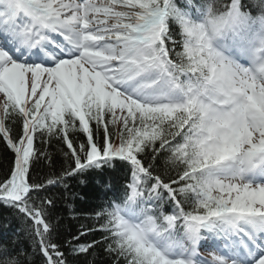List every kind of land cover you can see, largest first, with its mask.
Masks as SVG:
<instances>
[{
    "label": "snow or ice",
    "instance_id": "6c2138e0",
    "mask_svg": "<svg viewBox=\"0 0 264 264\" xmlns=\"http://www.w3.org/2000/svg\"><path fill=\"white\" fill-rule=\"evenodd\" d=\"M0 142V264H264V0H0Z\"/></svg>",
    "mask_w": 264,
    "mask_h": 264
},
{
    "label": "trees",
    "instance_id": "16d2710c",
    "mask_svg": "<svg viewBox=\"0 0 264 264\" xmlns=\"http://www.w3.org/2000/svg\"><path fill=\"white\" fill-rule=\"evenodd\" d=\"M76 138L79 139V134H76ZM65 147L66 146L64 144H60L58 142H53L49 145L48 150L52 153V158L55 161V163L52 165L51 169H49V167L47 165H41L40 170H39V174L41 176L47 175L49 171H52V172H55L56 174H59V172L61 171V169L63 168L64 163H65L64 157L62 156V153L59 151V149H62ZM8 155L9 154L6 151L3 142H0V171H2L3 166H5L7 164ZM80 180H84L85 183L80 184L79 183ZM67 183L70 186H73L74 190L79 191L80 189H83L84 187H86L88 181H87L85 176H78L76 178L69 176L67 178ZM53 187H55V186L53 185ZM82 222H86V221H82ZM4 227H12V225H9L5 222Z\"/></svg>",
    "mask_w": 264,
    "mask_h": 264
},
{
    "label": "bare ground",
    "instance_id": "6f19581e",
    "mask_svg": "<svg viewBox=\"0 0 264 264\" xmlns=\"http://www.w3.org/2000/svg\"><path fill=\"white\" fill-rule=\"evenodd\" d=\"M186 248L179 250L180 254L182 255V252L185 250Z\"/></svg>",
    "mask_w": 264,
    "mask_h": 264
},
{
    "label": "rangeland",
    "instance_id": "374dc122",
    "mask_svg": "<svg viewBox=\"0 0 264 264\" xmlns=\"http://www.w3.org/2000/svg\"><path fill=\"white\" fill-rule=\"evenodd\" d=\"M181 247H185V246H184L183 244H181V245H180V248H181ZM209 250H210V249H209Z\"/></svg>",
    "mask_w": 264,
    "mask_h": 264
}]
</instances>
